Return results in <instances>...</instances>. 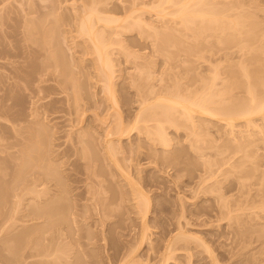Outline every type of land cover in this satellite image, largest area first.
I'll return each mask as SVG.
<instances>
[{"label": "rangeland", "instance_id": "374dc122", "mask_svg": "<svg viewBox=\"0 0 264 264\" xmlns=\"http://www.w3.org/2000/svg\"><path fill=\"white\" fill-rule=\"evenodd\" d=\"M156 1L0 0V264H120L145 226L143 264H159L178 233L168 264H264L262 114L251 126L241 114L228 124L198 111L190 123L178 112V124L163 123L167 143L138 129L112 136L124 171L106 154L118 108L79 26L89 12L137 9L131 16L144 20L119 30L93 17L127 130L143 101L162 110L159 95L192 100L216 83L223 94L212 97L239 112L264 97V0H207L212 12L241 6L228 10L246 24L231 36L199 18L184 24L173 6L161 19ZM253 84L260 100L251 105ZM133 184L151 201L146 218L147 198L123 197Z\"/></svg>", "mask_w": 264, "mask_h": 264}, {"label": "bare ground", "instance_id": "6f19581e", "mask_svg": "<svg viewBox=\"0 0 264 264\" xmlns=\"http://www.w3.org/2000/svg\"><path fill=\"white\" fill-rule=\"evenodd\" d=\"M208 3H209V1L207 2V0H186V1H183V2H182V0L181 1L180 0L179 1H177V0H159L157 3H154L153 6L151 4L150 8L152 6V8L156 10V12H157L156 14L158 15V17L160 16L161 19H162V17H164L168 13L172 12V14L177 16L179 18V20H181L184 24H187L186 23V22H188L187 20H190L191 22H194L195 19L199 18L198 20L202 21L201 23L203 24V26H207L208 27L210 25H213L214 29L220 31L222 33V35L225 34V33L226 34L228 33L229 36H231L232 34H235L238 31H242L243 27L245 28L246 24L243 26V23L240 22V20H238V17H236V16L240 15L239 13H236V11H235V15L237 14L235 16L232 13L228 12V10H231V12H232V9H231L232 7H234V9H235V6H236L235 2H234V6L232 5L233 3L232 4H228V3L226 4L225 3L227 6L229 5L230 7H227L228 8L227 11L224 10L222 12H221L220 9H219V11L215 10L214 7H213L214 8V12L211 11L212 8H209V10H206L205 7L209 6ZM225 4H224V6L226 7ZM236 4H238V3H236ZM231 5H232V7H231ZM240 5H242V4H240ZM169 6L170 7L173 6L176 9L173 8L174 10H172L171 12H168L166 9ZM237 6H236V8H238V7L240 8L241 7V6H238V7ZM225 7L222 6L223 9ZM135 11H137V9H132V10L130 9L128 11V13L129 12L130 13L127 14L123 18L122 17L121 18H118V17L116 18L115 16L109 17V16H102V15L101 16L98 15V17H96V15L98 13L95 14V17L98 18L100 21L102 20L101 22L104 21V24H106V25H108V24H110V25L111 24H116L117 27H119L117 29L120 30L121 27H122V29H124V28H132L136 24L137 25H139V24L141 25L142 21H144L142 19V17L139 18V16H138L134 20L133 17L131 16V15H133V16L135 15ZM93 12L94 11H92V13L89 12L88 13L89 15L87 14L86 17L84 16V18L81 19V23H80L79 26L81 28V31L85 32L90 37V39L93 42L92 44H93V46L95 48L94 52L96 51V53H97L96 57H97V59L100 60V65L102 66V68L105 71V76L103 78H106V82H107V83H105L106 84V88H108V90L111 92L110 95L113 98L112 101H113L114 106H116V108H118L117 109L118 113H117V115L115 114V124H113L111 132H108L109 136L106 135V136H108V138L105 140L106 143H105V148L104 149H105L106 154L108 155V157H110V159H113V161H115V162L117 161L116 164L119 166L118 168H120L122 171H124V169H122L123 166L120 164V161H118L117 157H116V153H117L116 149L117 148L115 146L116 144H114L115 141L112 138V136H114V135L119 136V139H120V137L123 136L124 133H126V132H130L131 133V132H134L136 129H138V131L147 133V135L153 134L154 135L153 139H155V140L159 139V140L167 143V137H166L167 134H165L166 132H165V127H164L163 123L165 121H167V122H171V123L172 122L173 123L176 122L178 124L179 123V121H177V120H179V116L177 114L178 112H179L180 115L184 116L187 120H189V122L192 121L190 123H194L192 119H193V117L195 115V112L198 113V111L200 113L202 112L203 114L208 115L209 117L210 116H214V117L217 116L218 117V116L221 115L222 119H223V116H224L225 119H223L222 121H224V120L226 121L227 120L228 124H232L234 122L233 120L235 119L234 117L236 115L240 116V114L246 116V118L245 117L244 118L246 119V121H248L247 122L248 124L251 123V124H249L251 126H252V123L254 124V118H255L254 116L255 115L260 113V115L262 114L261 117H264V97L261 95L262 99L260 100L258 98V95L256 96V93L258 94V92H255L257 90V89H255V86H256L255 84H253L254 86H251L249 88L250 93L252 94L251 105H253V101L255 102V101H259L260 100V102H255L256 105H254V106H249L248 105L249 109H245L246 107L248 108V106H245V108H243L245 110H243V112H242V110H241V112H239L238 110L242 109V108L232 105L231 104L232 102L230 104H227L225 102L226 100L224 98H222L223 96L219 97V99H218V97H215V98L212 97V95H213L212 93L215 92V89H217V88L219 89V86L217 87L218 84L213 83V85H212L213 87L212 88H214L213 89L214 92L211 93V91H212L211 89L212 88H211V85H210V89L209 90H211V91L210 92L207 91L208 92V93L206 92L207 95L205 93L204 94H200V96L203 95L201 97L198 95V97H200L199 99L196 96L197 99L195 97L194 99L192 98V100H190V99L186 98L187 96H183V95H182V97H181V95L172 96L173 94H170L171 96L166 94V95H159L158 97L156 96V98L154 97L156 99L155 101H157V102L160 101L158 103H162L163 102V108H161L162 109L161 111L159 110L160 112H158V110H156V109L154 110L155 107L153 106V104L156 103V102H154V100L152 102L143 101V103L140 106V109L138 110V112L136 113V115L134 117V122H133L132 127L129 130H127L126 127L123 125L124 124V122H123L124 120H123L121 112L119 111L120 108L118 106V104H119L118 103V97L113 93V91L115 89L114 90L112 89V87H113L112 86L113 85V83H112L113 68L112 67L113 66H112V62H111V60H112L111 54H110V51H109L108 47L106 46V43H104L105 41L103 42V40H102V34L101 35L99 34L100 31H98V29H97V27H96V25L94 23L95 19L93 20V17H94V13L96 12V10H95L94 13ZM215 12H218V13H215ZM233 13H234V10H233ZM144 24L146 25V22H144L143 25ZM116 25H114V26H116ZM213 26H210V27H213ZM114 28L116 29V27H114ZM114 28L112 27L113 30H115ZM227 37H228V35H227ZM0 52L4 53V50L0 49ZM261 82L264 85V78L261 80ZM214 84H216L215 87H214ZM263 85H262V87H263L262 89H264ZM111 89H112V91H111ZM219 91L220 90H218L217 92H219ZM217 92H215L214 95H216V96L218 95L219 96V94ZM219 93H221V95L223 94L222 92H219ZM204 95H206V96H204ZM188 97H190V96H188ZM147 99H149V98H147ZM214 99L217 100V101H215ZM74 100H76V99H74ZM76 102L77 101H75V103ZM213 102H215L218 105L214 104ZM213 104L215 106H213ZM74 106H75V104H74ZM75 107H78V102H77ZM96 107H97V105H96ZM100 107H98V108H100ZM159 115L163 116L164 119H156V116H159ZM241 118H243V116H241ZM153 119H155L156 122H157L156 124H153L154 126L152 124H150V121L153 120ZM255 123H256V121H255ZM255 127H256V125H255ZM254 130H255V128H254ZM127 134H129V133H127ZM110 135H111V137H110ZM80 137L83 138V135H81V136L79 135V139H80ZM80 141L82 142L83 139H81ZM113 157L114 158L116 157L115 158L116 160H114ZM121 173H123V172H121ZM61 185H62V189H61V191L60 190H58V191H60L64 195V197H67L68 194L72 190H70V188L68 187V185L66 183L65 184L62 183ZM132 186H133V189L130 192H127L125 195L123 194L124 195L123 197L126 200H127V198L129 200H136V199L139 200V198H144V199L147 198L146 208H143V209H145V211H144V214H142V215H144V218H146L148 216V213H149L150 202L151 201L149 200V198L146 195V193L144 191H142L140 188H138V186H135V184H133ZM31 191H33V190H31ZM28 192H29V190H28ZM138 200H137V202H138ZM105 215H108V212H106ZM37 217H39L38 214H37ZM37 217H35V218H37ZM13 219H15V218H13ZM6 221H8V220H6ZM4 222H5V220H4ZM14 223L16 225V223H18V222L14 221L13 225H14ZM0 224L2 225V222ZM3 224L5 225V223H3ZM11 225L12 224L9 223V225L6 226V231L8 230V227H9V229L11 228L10 227ZM0 227H2V226H0ZM146 228H147L146 226L142 228V231L140 232L141 235H139V238H140L138 240L139 243L137 244V246H135L134 249H132L128 254H126V256H123V258H122L123 261H120V262L118 261L120 264H143L142 263L143 261L140 262L142 259L138 261L135 258V256L137 255L136 253L138 252L140 247H142V245L148 239L147 238V236H148L147 233L148 232H147ZM4 229H5V227H4ZM181 236H184V235H182V233H178L177 235H175L174 237H172L170 240L167 241L168 243L165 245L166 248H165L164 256H162V261L159 264H168L169 260L174 258L173 254H175L174 253L175 252L174 251L175 250L174 249L175 241H177L176 239L178 237L180 238ZM62 239H63V237H62ZM49 247L50 246H48V249H50ZM43 250H45V249H43ZM46 252H49V251H46ZM38 254L40 256L42 255V253L41 254L38 253ZM46 256L48 257V254ZM46 256H45V252H44L43 256H42V259H44V257H46ZM22 263L25 264L24 261ZM22 263H20V264H22ZM215 263H216V261H215ZM35 264H36V262H35ZM45 264H46V262H45ZM216 264H218V263H216Z\"/></svg>", "mask_w": 264, "mask_h": 264}]
</instances>
